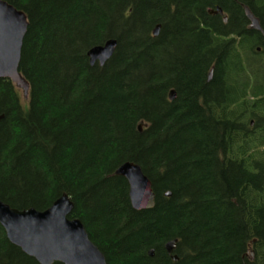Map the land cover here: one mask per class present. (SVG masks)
Listing matches in <instances>:
<instances>
[{"label": "trees", "instance_id": "16d2710c", "mask_svg": "<svg viewBox=\"0 0 264 264\" xmlns=\"http://www.w3.org/2000/svg\"><path fill=\"white\" fill-rule=\"evenodd\" d=\"M5 1L28 21V102L0 80V200L44 211L66 194L107 264H264V44L237 4L252 0ZM215 3L238 19L210 22ZM126 162L152 209L132 208ZM0 264L38 263L0 226Z\"/></svg>", "mask_w": 264, "mask_h": 264}, {"label": "water", "instance_id": "95a60500", "mask_svg": "<svg viewBox=\"0 0 264 264\" xmlns=\"http://www.w3.org/2000/svg\"><path fill=\"white\" fill-rule=\"evenodd\" d=\"M220 13V10H217ZM245 14L251 22L250 28H258V21L245 8ZM28 21L23 11L17 10L5 0H0V78L8 79L21 87L26 93L28 84L19 72L22 41ZM159 25L152 34L157 36ZM116 48L115 40H109L102 46H96L87 53L91 65L103 66ZM212 72L207 81L211 80ZM175 92H169V100H174ZM3 116L0 115V121ZM140 129V127H139ZM126 179L129 185V199L134 210H149L155 204V194L151 182L142 173L137 164L126 162L114 173ZM167 197L170 193L166 194ZM73 205L69 197L60 196L49 208L37 211L33 208L18 210L0 200V226L6 238L25 255L35 259L38 264H107L104 255L90 241L83 225L78 219H70ZM176 240L165 244V250L171 254ZM153 255V251L149 252ZM177 261V256H172Z\"/></svg>", "mask_w": 264, "mask_h": 264}, {"label": "flooded vegetation", "instance_id": "af4514ba", "mask_svg": "<svg viewBox=\"0 0 264 264\" xmlns=\"http://www.w3.org/2000/svg\"><path fill=\"white\" fill-rule=\"evenodd\" d=\"M225 3L228 0H224ZM242 11V14L244 15L246 21H247V25H246V29L248 30L249 33H253L255 35V37L257 38V40H259L260 44H264V0H252V5L250 6L249 4H245V3H237ZM245 8H247L252 15L257 19L258 21V28H250V24L251 22L249 21V19L247 18L246 14H245ZM217 10H220V13H217ZM205 14L207 19L211 22L215 20H219L220 22L223 23H227L229 18H232V22L236 21V19H238V17L236 18L234 16V14L230 13V10L227 7H224V3L219 5L217 3H215L213 6H209L205 9ZM236 18V19H234ZM262 40V41H261ZM260 50V47L257 48V51ZM1 82L6 81V79H1ZM10 84L13 85L14 90L16 91V93L19 96V101L21 103V94H20V89L19 86H17L15 83H13L12 81H10ZM22 94L26 95L28 98V91L26 93H24L23 89H21ZM2 115V114H0ZM3 116V115H2ZM253 258V254H250V259Z\"/></svg>", "mask_w": 264, "mask_h": 264}, {"label": "rangeland", "instance_id": "374dc122", "mask_svg": "<svg viewBox=\"0 0 264 264\" xmlns=\"http://www.w3.org/2000/svg\"><path fill=\"white\" fill-rule=\"evenodd\" d=\"M19 89H20V87H19ZM21 89H22V88H21ZM21 89H20V94H21V103H22L23 105H26V104H27V102H28V98H27V96H26V95L22 94V92H21Z\"/></svg>", "mask_w": 264, "mask_h": 264}, {"label": "bare ground", "instance_id": "6f19581e", "mask_svg": "<svg viewBox=\"0 0 264 264\" xmlns=\"http://www.w3.org/2000/svg\"><path fill=\"white\" fill-rule=\"evenodd\" d=\"M90 63V62H89ZM91 65V64H90Z\"/></svg>", "mask_w": 264, "mask_h": 264}]
</instances>
